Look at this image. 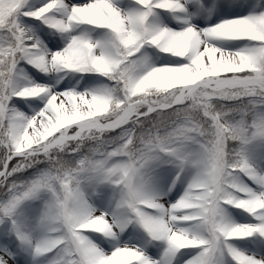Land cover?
Returning a JSON list of instances; mask_svg holds the SVG:
<instances>
[{
    "label": "snow or ice",
    "instance_id": "snow-or-ice-1",
    "mask_svg": "<svg viewBox=\"0 0 264 264\" xmlns=\"http://www.w3.org/2000/svg\"><path fill=\"white\" fill-rule=\"evenodd\" d=\"M258 163L264 0H0V264H264Z\"/></svg>",
    "mask_w": 264,
    "mask_h": 264
},
{
    "label": "rangeland",
    "instance_id": "rangeland-1",
    "mask_svg": "<svg viewBox=\"0 0 264 264\" xmlns=\"http://www.w3.org/2000/svg\"><path fill=\"white\" fill-rule=\"evenodd\" d=\"M34 71V70H33ZM250 183V182H249ZM229 211L231 212L232 216L234 218H236L239 222H244L243 219L241 218V214H240V210L238 209H229ZM243 215H247L246 213L243 214ZM234 244H237L238 246L241 245V246H245V242L244 241H238V242H233Z\"/></svg>",
    "mask_w": 264,
    "mask_h": 264
},
{
    "label": "bare ground",
    "instance_id": "bare-ground-1",
    "mask_svg": "<svg viewBox=\"0 0 264 264\" xmlns=\"http://www.w3.org/2000/svg\"><path fill=\"white\" fill-rule=\"evenodd\" d=\"M257 166H258V167H264V164H260V163H258ZM178 187H179V185H178ZM235 219H236V218H235ZM236 220H237V219H236ZM250 239H251V238H250ZM235 242H238V241H235ZM235 245H236L237 247L242 248V249L245 248V246H241V245L238 246L237 244H235ZM246 250H247V249H246Z\"/></svg>",
    "mask_w": 264,
    "mask_h": 264
}]
</instances>
